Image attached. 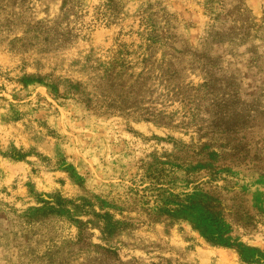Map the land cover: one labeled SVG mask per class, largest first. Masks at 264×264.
<instances>
[{
	"label": "rangeland",
	"instance_id": "rangeland-1",
	"mask_svg": "<svg viewBox=\"0 0 264 264\" xmlns=\"http://www.w3.org/2000/svg\"><path fill=\"white\" fill-rule=\"evenodd\" d=\"M104 248L264 264V0H0V264Z\"/></svg>",
	"mask_w": 264,
	"mask_h": 264
},
{
	"label": "trees",
	"instance_id": "trees-1",
	"mask_svg": "<svg viewBox=\"0 0 264 264\" xmlns=\"http://www.w3.org/2000/svg\"><path fill=\"white\" fill-rule=\"evenodd\" d=\"M16 158L17 159H21L22 158V156H16ZM203 202L204 203H209L208 202V200H203ZM155 219V217L153 218V220ZM221 222V221H220ZM221 225L220 226H223L222 224L223 223H220ZM101 234L103 235V236H111V235H113L115 232H117L116 230H113V229H111V230H108V229H105V228H103V227H101ZM214 236V235H213ZM208 240H216L215 238H217L216 236L215 237H210L209 235H207V237H206ZM104 250V252H103V255H104V260L106 261V260H108V259H111V258H113L112 256L114 255V258H115V262L117 263V264H125L123 261H122V259H120L119 258V256H118V253L116 252V251H112V250H110V249H107V248H104L103 249Z\"/></svg>",
	"mask_w": 264,
	"mask_h": 264
}]
</instances>
